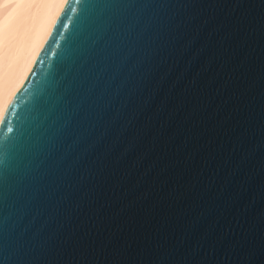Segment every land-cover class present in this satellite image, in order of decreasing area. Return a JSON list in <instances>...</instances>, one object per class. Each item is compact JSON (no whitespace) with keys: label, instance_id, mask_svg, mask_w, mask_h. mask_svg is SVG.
Here are the masks:
<instances>
[{"label":"water","instance_id":"water-1","mask_svg":"<svg viewBox=\"0 0 264 264\" xmlns=\"http://www.w3.org/2000/svg\"><path fill=\"white\" fill-rule=\"evenodd\" d=\"M197 2L212 7L205 5L200 10L194 27L181 31L167 55L154 63L147 75L135 51H111L105 47L104 34L96 28L77 38L59 91L46 92L51 61L42 54L33 69L35 75L19 89L17 104L21 114H27L25 126L39 157L71 117L73 104L88 99L96 104L107 101L102 119L76 130V141L65 136L56 146V151L69 160L106 123L104 135L83 159L107 149V159L119 155L113 173L128 170L111 194L103 193L109 204L99 208L98 215L105 220L94 225V231L120 225L123 232L134 233L137 245L143 247L149 225L141 220L142 206L137 202L120 211L121 201H133L136 193L158 187L155 174L161 161L196 150L207 159L201 175L210 177L211 182L201 196L204 210L186 233L185 245L206 230L207 236L201 241L206 249L208 241L226 225L229 230L216 241L213 259L219 264H234L240 249L249 246L253 249L250 264H264V26L259 24L264 0ZM92 14L102 18L104 11L97 8ZM207 15L209 20L201 24ZM215 24L218 26L210 31L209 26ZM224 33L230 36L221 41ZM57 35L62 38L60 32ZM53 45L55 39L49 42L50 50ZM228 75L230 82L221 87ZM133 84L136 90L130 93ZM179 98L183 104H177ZM133 107L137 108L135 119L121 127ZM113 112L115 118L109 119ZM137 128L143 133L129 144V136ZM157 132L169 139L152 143ZM229 168L232 171L226 174ZM14 193L11 183L0 190V257L12 247L14 234L32 212L21 206ZM42 215H36L30 227H38ZM211 217L216 218L214 224ZM180 224L177 220V226ZM229 242H234L231 255ZM149 260L144 257L145 264Z\"/></svg>","mask_w":264,"mask_h":264},{"label":"snow or ice","instance_id":"snow-or-ice-1","mask_svg":"<svg viewBox=\"0 0 264 264\" xmlns=\"http://www.w3.org/2000/svg\"><path fill=\"white\" fill-rule=\"evenodd\" d=\"M4 5L25 6L24 12L33 15L49 6L50 12L44 35L23 74L24 79L16 88L7 91L4 88ZM205 5L212 7L197 0H0V190L11 183L21 206L32 209L27 222L14 234L12 247L0 257V264H145V256L150 257L148 264H219L213 259L214 246L228 232V226L208 241L206 249L201 245L207 236L206 230L189 244L184 243L186 233L204 210L201 196L211 182L210 177L201 175L207 159L197 155L196 150H186L174 160L161 161L155 174L158 187L136 193L133 201H121L120 211L137 202L142 206L141 220L149 225V231L147 242L141 247L137 245V236L123 232L120 225L93 230L94 225L105 220V216L98 215L99 208L109 204L103 193L111 194L128 171L121 168L113 173L119 155L109 160L107 149L93 153L88 160L83 159L104 135L107 124L71 159L65 160L56 151L57 144L65 136L76 141V130L102 119L107 101L96 104L88 99L73 104L71 117L63 122L57 136L39 157L25 126L27 114L22 115L17 104L19 89L27 83L29 76L35 75L33 69L42 54L51 61L46 92L59 91L77 38L96 28L104 34L105 47L111 51L121 48L135 51L137 61L144 65V75H147L153 64L167 55V49L181 31L194 27V17ZM97 8L104 11L102 18L92 14ZM209 18L208 15L202 17L200 23H206ZM259 24L264 26V14ZM217 26L210 25L209 30L213 31ZM228 36L229 33H224L221 41ZM52 39L56 40V45L50 50ZM229 82L230 75L221 87ZM135 90L136 84H133L129 91ZM42 98L39 97L38 102ZM183 103L182 98L177 100L178 105ZM136 112V107L131 108L121 127L134 120ZM115 116L113 112L109 119ZM142 133V128L135 129L129 136V144L135 143ZM163 138L169 139L157 132L152 143ZM126 149L127 145L120 155ZM231 171L229 168L226 174ZM171 174H174L173 178L168 179ZM41 213L40 225L30 227L34 217ZM177 220L181 221L180 226H177ZM215 221L216 218H210V223ZM233 246L234 242L228 243L230 255ZM252 255L251 247H243L234 264H250Z\"/></svg>","mask_w":264,"mask_h":264},{"label":"bare ground","instance_id":"bare-ground-1","mask_svg":"<svg viewBox=\"0 0 264 264\" xmlns=\"http://www.w3.org/2000/svg\"><path fill=\"white\" fill-rule=\"evenodd\" d=\"M25 6L4 5V51L5 76L4 88H16L24 79L31 56L44 35L50 12L49 6L34 15L24 12Z\"/></svg>","mask_w":264,"mask_h":264}]
</instances>
